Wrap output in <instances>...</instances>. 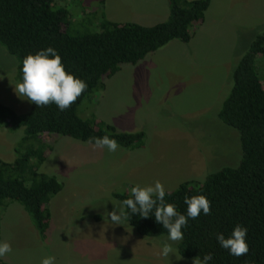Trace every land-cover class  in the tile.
I'll return each instance as SVG.
<instances>
[{"label": "rangeland", "instance_id": "1", "mask_svg": "<svg viewBox=\"0 0 264 264\" xmlns=\"http://www.w3.org/2000/svg\"><path fill=\"white\" fill-rule=\"evenodd\" d=\"M71 12L74 29L85 17L104 11L119 22L153 25L168 19L169 0H58ZM97 21L91 29L97 28ZM264 32V0H211L205 19L193 27L189 42L174 39L136 64H123L105 77V90L78 106V115H95L120 131L145 132L139 148L120 146L115 152L94 146V140L57 135L39 170L55 175L63 189L50 202L51 222L41 237L19 202L0 208V240L13 251L3 259L12 264H193L179 252L180 241L167 234L143 236L126 220L114 226L107 212L136 185L159 180L175 190L186 180L203 181L222 166L241 158L237 130L219 111L233 86V71L255 37ZM264 77V58L259 57ZM258 58V59H259ZM17 60L0 43V102L22 113L27 98L14 91ZM23 129L0 127V157L12 161ZM176 250L159 255L163 243ZM183 256L177 260L176 257Z\"/></svg>", "mask_w": 264, "mask_h": 264}, {"label": "trees", "instance_id": "2", "mask_svg": "<svg viewBox=\"0 0 264 264\" xmlns=\"http://www.w3.org/2000/svg\"><path fill=\"white\" fill-rule=\"evenodd\" d=\"M103 2V0H102ZM58 0H0V43L17 60L16 78L22 80V61L41 49L55 48L66 71L87 83L72 106L60 111L55 104L30 108L19 113L0 102V127L23 129L15 146L17 157H0V208L7 200L19 202L28 212L41 237L49 229L51 199L63 189L55 175L39 170L57 135L78 140L103 137L116 139L125 148H139L145 132L120 131L95 115L83 118L78 106L106 88L105 77L115 75L123 64H136L168 42H189L193 27L205 19L211 0H169L167 20L153 25L111 20L104 11L85 17L83 29H74L70 10ZM98 23L91 29V23ZM264 58V32L257 35L233 71V86L219 111V117L237 130L241 158L235 166H222L203 181L186 180L175 190H167V203L187 214L185 196L204 195L211 213L188 220L179 252L189 258L212 253L210 264H264V77L259 64ZM259 58V59H258ZM121 202L132 193H115ZM143 236L167 234L155 217L131 216L127 220ZM248 229L249 252L230 255L216 240V233L231 235L235 226ZM1 237V236H0ZM0 264H12L0 259Z\"/></svg>", "mask_w": 264, "mask_h": 264}, {"label": "clouds", "instance_id": "3", "mask_svg": "<svg viewBox=\"0 0 264 264\" xmlns=\"http://www.w3.org/2000/svg\"><path fill=\"white\" fill-rule=\"evenodd\" d=\"M22 64V80L14 85V91L19 97L27 98L38 107L55 104L60 111H65L87 88L84 80L66 71L62 57L53 47L41 49L34 55H27L23 58ZM93 140L95 147L107 148L109 152H115L120 147L116 139L107 135L90 138L89 143ZM131 193V198L124 199L119 206L114 204V210L107 212L111 224L124 225L126 220L136 215L141 218L154 216L156 223L167 229L169 241H180L184 238L182 229L188 226L189 219L195 220L201 213L205 216L211 213V202L204 195H199L191 198L185 196L187 214H182L174 203L166 202L165 197L170 193L159 180L147 186L136 185L132 187ZM247 233L246 227L237 225L227 238L223 233H216V240L230 255L239 257L250 250L246 241ZM12 251L10 242L0 240V259ZM170 254L176 255V250L170 243L164 242L159 255L167 258ZM176 258L181 260L183 256ZM212 260V253L205 254L203 258L198 255L193 259V264H210ZM41 264H55V257H45Z\"/></svg>", "mask_w": 264, "mask_h": 264}, {"label": "crops", "instance_id": "4", "mask_svg": "<svg viewBox=\"0 0 264 264\" xmlns=\"http://www.w3.org/2000/svg\"><path fill=\"white\" fill-rule=\"evenodd\" d=\"M105 89H106V88H105ZM105 89H104V90H105Z\"/></svg>", "mask_w": 264, "mask_h": 264}]
</instances>
